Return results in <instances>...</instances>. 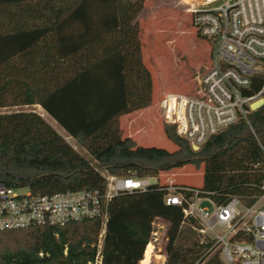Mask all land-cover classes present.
Segmentation results:
<instances>
[{
	"label": "trees",
	"instance_id": "trees-1",
	"mask_svg": "<svg viewBox=\"0 0 264 264\" xmlns=\"http://www.w3.org/2000/svg\"><path fill=\"white\" fill-rule=\"evenodd\" d=\"M144 9L145 0H0V108L39 105L89 156L38 112H3L0 183L34 194L103 191L100 170L157 177L202 164L199 186L176 178L174 185L195 188L197 196L216 204L236 196L250 205L261 194L264 105L251 111L249 123L228 126L197 150L169 124L163 132L177 146L173 151L121 135L119 117L152 102L139 39ZM163 90L190 95L195 85L165 84ZM167 179L109 199L100 264H154L140 251H152L155 217L169 223L165 264H223L217 254L209 255L208 240L200 242L193 228L199 221L184 218L180 206L165 204ZM100 229L101 219L93 217L0 231V264H94Z\"/></svg>",
	"mask_w": 264,
	"mask_h": 264
},
{
	"label": "built area",
	"instance_id": "built-area-1",
	"mask_svg": "<svg viewBox=\"0 0 264 264\" xmlns=\"http://www.w3.org/2000/svg\"><path fill=\"white\" fill-rule=\"evenodd\" d=\"M182 4L195 34L208 47L204 70L197 71L192 82L203 95L161 93L158 107L161 121L199 148L209 136L228 126L249 123L251 111L264 105V0H188ZM255 103L259 104L253 109ZM104 177L103 191L34 194L27 187L0 183V231L99 217L101 229L94 264H100L109 199L122 192L143 191L151 184L149 176L107 173ZM173 180L167 179L163 200L167 205L180 206L184 218L199 221V227L193 228L203 239L201 242H210L209 255L217 254L223 264H264V181L260 184L261 194L245 205L236 196L216 204L208 197L197 196L195 188L176 187ZM185 191L193 194L187 196ZM201 201L209 202L211 208L202 207ZM156 219L168 222L155 217L150 238L157 232ZM166 233L163 250L158 248L163 264L167 258Z\"/></svg>",
	"mask_w": 264,
	"mask_h": 264
},
{
	"label": "rangeland",
	"instance_id": "rangeland-1",
	"mask_svg": "<svg viewBox=\"0 0 264 264\" xmlns=\"http://www.w3.org/2000/svg\"><path fill=\"white\" fill-rule=\"evenodd\" d=\"M188 0H145V9L138 16L139 39L141 43L142 58L147 66L152 81V102L149 106L121 115L119 125L121 135L137 132L138 143L144 146H157L173 151L177 146L169 140L164 132L158 107V99L165 84L180 86L185 89L192 84L197 71L202 72L207 63V45L198 37L191 26L189 15L182 3ZM159 87L160 90L156 91ZM167 91L169 89H166ZM163 90V91H166ZM15 110H33L42 115L52 127L77 149L83 156L89 157L85 150L52 119L39 105L15 106L0 108V113ZM141 135V136H139ZM191 146V144H190ZM192 147V146H191ZM193 148V147H192ZM197 150V149H195ZM103 176L107 172L100 170ZM202 164L199 167L187 164L160 172L157 177H149L150 183L159 180L165 182L167 178H176L177 183L199 186L202 182ZM200 205L208 209L211 205L201 201ZM169 226L168 222L156 219L154 227L157 232L152 234L154 245L152 251L149 247L141 248L140 254L146 257L147 263L160 264L164 260L162 252L166 244L164 232ZM199 240H203L199 236Z\"/></svg>",
	"mask_w": 264,
	"mask_h": 264
},
{
	"label": "bare ground",
	"instance_id": "bare-ground-1",
	"mask_svg": "<svg viewBox=\"0 0 264 264\" xmlns=\"http://www.w3.org/2000/svg\"><path fill=\"white\" fill-rule=\"evenodd\" d=\"M190 95H194V96H202L203 93H202V91H201V88H199V87H197V86L195 85L194 93H193V94H190ZM161 263H162V262H161ZM161 263H160V264H161Z\"/></svg>",
	"mask_w": 264,
	"mask_h": 264
},
{
	"label": "crops",
	"instance_id": "crops-1",
	"mask_svg": "<svg viewBox=\"0 0 264 264\" xmlns=\"http://www.w3.org/2000/svg\"><path fill=\"white\" fill-rule=\"evenodd\" d=\"M137 134H138L137 132L133 131V132L128 133L126 136H130L131 138H133L138 143V139L136 138L138 136ZM139 136H141V135H139Z\"/></svg>",
	"mask_w": 264,
	"mask_h": 264
},
{
	"label": "water",
	"instance_id": "water-1",
	"mask_svg": "<svg viewBox=\"0 0 264 264\" xmlns=\"http://www.w3.org/2000/svg\"><path fill=\"white\" fill-rule=\"evenodd\" d=\"M259 103H255V104H253L251 107L253 108V109H255L256 107H257V105H258ZM193 147V149H198L196 146H192Z\"/></svg>",
	"mask_w": 264,
	"mask_h": 264
}]
</instances>
